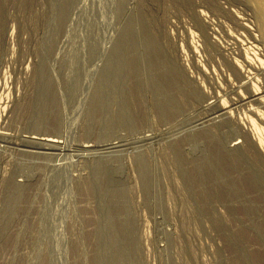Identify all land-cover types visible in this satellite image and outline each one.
I'll use <instances>...</instances> for the list:
<instances>
[{"label": "rangeland", "instance_id": "1", "mask_svg": "<svg viewBox=\"0 0 264 264\" xmlns=\"http://www.w3.org/2000/svg\"><path fill=\"white\" fill-rule=\"evenodd\" d=\"M237 4L0 0V264H264V172L189 131L177 71L190 8L231 31L216 8L248 17L264 67V0ZM30 135L66 147L23 154Z\"/></svg>", "mask_w": 264, "mask_h": 264}, {"label": "bare ground", "instance_id": "2", "mask_svg": "<svg viewBox=\"0 0 264 264\" xmlns=\"http://www.w3.org/2000/svg\"><path fill=\"white\" fill-rule=\"evenodd\" d=\"M242 2L243 0H232L233 4H241ZM206 5L208 6V3ZM212 5L217 7L214 4ZM210 6L211 4L209 8ZM214 7L213 11L215 9ZM190 9L191 10L188 9L187 14L192 18L189 19L193 22V24L190 25H193V30L195 29L196 31L195 34H193V31H190V29H188L190 32L187 31L189 35L186 40L189 41L187 43L188 48H186L189 49V54L187 53V56L189 55L190 68L187 66L188 63H184L186 58L183 52L185 53V51H181L182 53L177 51L176 54L179 64L177 71L182 76L180 77L185 84V86L183 85L186 91V96L184 97L187 103H185L188 105V109L197 113L199 112L202 115L192 122L189 131H207L212 135L224 136L226 139L223 137L221 141L219 136H215L220 143L223 141V144L221 143L223 151L228 152V154L230 153V155L234 156L235 160H241L240 162L245 166L246 171L253 176L251 179L258 178L259 180V167L260 171L264 172V140L259 137V131L262 130L260 129L259 123L264 127V113L261 112V110L264 109V67L263 62L259 60L258 53L259 31L257 32L258 35H255V31L258 29L253 31L252 28L254 27L251 26V28V24H248L249 18L247 16L248 19L245 18L236 10L229 7L227 9L216 8L217 11H215L216 13L222 14V16H227V18L231 20L233 24L230 21L228 22L234 25L232 31L222 24L224 21L222 23H217L209 17L210 15L207 16L208 13L205 14L204 11L198 8ZM213 13L211 15H215ZM218 13L217 16L215 15V18L219 16ZM241 13H246L245 9L244 12L242 11ZM262 14L263 15L259 16V18L262 17L261 20L264 21V13L262 12ZM263 25L264 23L261 28H264ZM243 34L250 36L252 41L250 39V42L245 41L246 39L242 40ZM194 36L196 38H194ZM222 37L227 39L229 42L228 45V42H225V45H223L224 42L223 44L220 42ZM194 39L196 40L194 41ZM183 57L185 59H183ZM259 76L263 78V83L261 84H259ZM203 82L204 84L205 82L208 84L209 91H206V88L204 89ZM225 90L227 91L226 94H228L227 99L223 98V96L226 95L224 93ZM186 131L187 130H185V132ZM6 133H0V138L2 140L10 138L8 137L9 134ZM25 137V142L35 146L28 147L38 150H20L21 153L26 155H33L36 157L47 156L50 155V151H63V148L66 147L59 138L53 136L30 135ZM141 139L151 140L152 137L150 135H143ZM122 146L124 145L121 144V141L119 144L118 142H110L100 147L98 145V151L101 155H104ZM82 147L84 150L92 148L90 145H83ZM95 156H98V153ZM83 158L86 160L84 155Z\"/></svg>", "mask_w": 264, "mask_h": 264}]
</instances>
